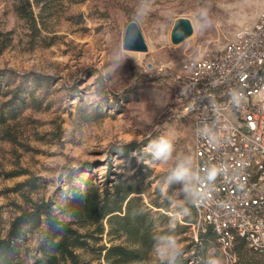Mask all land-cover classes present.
Listing matches in <instances>:
<instances>
[{
    "label": "rangeland",
    "instance_id": "rangeland-1",
    "mask_svg": "<svg viewBox=\"0 0 264 264\" xmlns=\"http://www.w3.org/2000/svg\"><path fill=\"white\" fill-rule=\"evenodd\" d=\"M13 4L0 0V31L11 32L6 48L0 42V108L15 116L4 110L8 119L0 127V237L17 207L24 206L22 194L13 191L16 185L39 178L40 188L29 197L47 199L66 190L70 169L82 172L84 181L87 166L95 181L104 183L123 165L108 155L113 147L142 146L155 134L171 145V153L166 158L153 153L154 160L144 162L152 176L180 157L192 168L191 122L175 107L174 79L184 62L221 49L264 10V0H64L52 2L45 30L31 38ZM178 18L189 19L193 31L174 45L170 34ZM132 21L145 53L121 48ZM141 151L151 153L146 146ZM151 181L154 189L157 182ZM190 230L194 239L196 231ZM40 235L38 230L28 236L20 264L31 261ZM207 256L209 264H225L210 247Z\"/></svg>",
    "mask_w": 264,
    "mask_h": 264
},
{
    "label": "trees",
    "instance_id": "trees-1",
    "mask_svg": "<svg viewBox=\"0 0 264 264\" xmlns=\"http://www.w3.org/2000/svg\"><path fill=\"white\" fill-rule=\"evenodd\" d=\"M62 1L14 0L13 7L32 38L40 37L45 30L44 21L52 2ZM10 34V31H0L3 48L10 44ZM4 110L9 118L15 117L11 110L0 108V127L8 119ZM160 141L154 134L144 139L142 146L129 143L113 147L108 155L122 160L123 165L115 167L118 171H110L112 177L101 184L90 174L91 166H87L83 172L89 176L84 181L80 177L82 172L70 169L66 175V190L47 199L29 197L40 188L39 178H28L16 185L13 191L22 194L24 206L17 207V214L0 237V264H20L28 236L38 230L41 235L28 264H188L193 259L198 264H209V247L220 254L213 229L207 226L205 232L197 231L196 240L188 237L191 226L196 223L193 168L180 157L167 171L152 176L153 171L144 163L154 160L153 153L156 155ZM144 146L149 147L151 153L141 151ZM132 152L138 158L132 156ZM121 168L129 175L120 173ZM181 170L185 172L182 177L177 175ZM153 179L157 184L151 189ZM76 180L81 183L77 185ZM164 185L166 189L162 191ZM24 190L26 194L22 193ZM177 190L180 193L174 199ZM169 237L185 245L174 259L162 260L155 248L163 238ZM232 254L235 256L233 264H264V254L250 249L241 238H236Z\"/></svg>",
    "mask_w": 264,
    "mask_h": 264
},
{
    "label": "built area",
    "instance_id": "built-area-1",
    "mask_svg": "<svg viewBox=\"0 0 264 264\" xmlns=\"http://www.w3.org/2000/svg\"><path fill=\"white\" fill-rule=\"evenodd\" d=\"M180 70L174 100L191 122V229H213L225 264L235 260L236 238L264 254V10L224 47Z\"/></svg>",
    "mask_w": 264,
    "mask_h": 264
},
{
    "label": "water",
    "instance_id": "water-1",
    "mask_svg": "<svg viewBox=\"0 0 264 264\" xmlns=\"http://www.w3.org/2000/svg\"><path fill=\"white\" fill-rule=\"evenodd\" d=\"M192 25L187 18H178L175 20L170 34V41L174 45H178L188 39L192 35ZM122 50L126 52L145 53L147 51L146 44L142 37L140 28L136 22L127 24L123 40Z\"/></svg>",
    "mask_w": 264,
    "mask_h": 264
},
{
    "label": "clouds",
    "instance_id": "clouds-1",
    "mask_svg": "<svg viewBox=\"0 0 264 264\" xmlns=\"http://www.w3.org/2000/svg\"><path fill=\"white\" fill-rule=\"evenodd\" d=\"M171 153V145L166 140H161L158 145H156V156L157 158H166ZM178 176L185 175L184 170L177 173ZM179 245L176 240L169 237L163 238L161 242L156 246L155 252L163 260L166 258L174 259L175 255L178 253Z\"/></svg>",
    "mask_w": 264,
    "mask_h": 264
}]
</instances>
